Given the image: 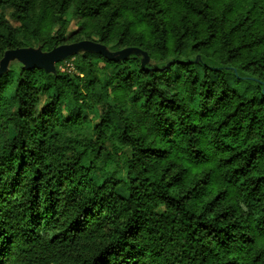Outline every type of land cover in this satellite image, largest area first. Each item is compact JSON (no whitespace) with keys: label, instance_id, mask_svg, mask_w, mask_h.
I'll list each match as a JSON object with an SVG mask.
<instances>
[{"label":"trees","instance_id":"obj_1","mask_svg":"<svg viewBox=\"0 0 264 264\" xmlns=\"http://www.w3.org/2000/svg\"><path fill=\"white\" fill-rule=\"evenodd\" d=\"M82 40L151 62L0 76V264H264V0H0V61Z\"/></svg>","mask_w":264,"mask_h":264},{"label":"water","instance_id":"obj_2","mask_svg":"<svg viewBox=\"0 0 264 264\" xmlns=\"http://www.w3.org/2000/svg\"><path fill=\"white\" fill-rule=\"evenodd\" d=\"M80 50H86L99 53L105 58L112 61H120L129 57L132 54H142V64L148 63L149 56L146 52H142L137 48H124L122 50L111 52L107 47L99 42L82 40L74 43L62 44L54 47L50 51L41 52L31 48H16L7 50L0 61V76L5 74L9 65L13 60L19 61L25 69H43L45 72L51 74L55 70V64L62 59L77 53Z\"/></svg>","mask_w":264,"mask_h":264},{"label":"rangeland","instance_id":"obj_3","mask_svg":"<svg viewBox=\"0 0 264 264\" xmlns=\"http://www.w3.org/2000/svg\"><path fill=\"white\" fill-rule=\"evenodd\" d=\"M76 21L77 20H73L71 22V26H70V29L69 31H72L74 29H76ZM91 41V40H90ZM79 42V41H78ZM74 43V42H73ZM106 46V45H105ZM107 49L111 52H116V51H119V50H122V49H119V50H115L109 46H106ZM26 48H31V49H34L36 51H41V52H47L45 51L41 45L39 44H35L34 46L32 47H26ZM98 54L100 55L99 53H96V52H91V51H86V50H80L78 51L77 53H73L72 55L62 59L61 61H59L58 63L55 64V70L54 72H52L51 74H57V73H68V74H74L76 72L79 73V70H78V67H77V64L79 63V60L81 59V57L84 55V54ZM102 56V55H101ZM104 57V56H103ZM107 59V58H106ZM109 60V59H107ZM112 61V60H110ZM121 61V60H120ZM113 62H119V61H113ZM151 60L150 58L148 59V63H150ZM147 63V64H148ZM20 62L17 61V60H13L10 65H9V68L10 66L14 67V68H18L20 66ZM68 64H70L72 67H73V70L72 72H67V68H68ZM22 65V64H21ZM9 70V69H8ZM63 70H66V71H63ZM108 148L110 149V151L113 150V144L112 143H108ZM125 152H128V149H125ZM104 163L103 162H99V165H103ZM107 169L109 170H117V167L115 164H111L110 166L107 167ZM118 178L122 179L123 180V184L122 186L119 188L120 192L123 194V195H127L128 194V189H127V186L125 184V181H126V176H125V172L122 171L121 173H118Z\"/></svg>","mask_w":264,"mask_h":264},{"label":"built area","instance_id":"obj_4","mask_svg":"<svg viewBox=\"0 0 264 264\" xmlns=\"http://www.w3.org/2000/svg\"><path fill=\"white\" fill-rule=\"evenodd\" d=\"M72 70H73V67L70 64H68L67 72H72ZM63 71H66V70H63Z\"/></svg>","mask_w":264,"mask_h":264}]
</instances>
